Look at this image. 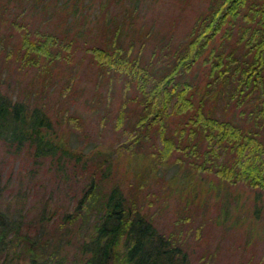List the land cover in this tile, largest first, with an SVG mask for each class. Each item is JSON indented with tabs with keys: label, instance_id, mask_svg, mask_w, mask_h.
Segmentation results:
<instances>
[{
	"label": "trees",
	"instance_id": "16d2710c",
	"mask_svg": "<svg viewBox=\"0 0 264 264\" xmlns=\"http://www.w3.org/2000/svg\"><path fill=\"white\" fill-rule=\"evenodd\" d=\"M49 5L43 2L37 8L43 14ZM1 6H7L0 2L4 19ZM89 6L83 0L60 2L54 9L59 19L55 26L28 18L26 7L17 11L11 24L20 36L15 52L19 67H36L40 74L50 75L56 62L69 60L77 37L92 29L84 26L90 21ZM80 17L79 29L69 34L68 26ZM95 17L99 37L86 50L108 79L119 82L123 94L114 110L103 116L114 115L115 127L129 130L128 137L110 150L87 154L64 138L43 106L0 88V139L9 149L19 152L30 146L36 158L51 156L62 169L70 159L83 167L91 165L75 208L52 230L28 228L30 224L8 212L0 199V264H64L67 257L58 240L67 234L66 242H72L71 230L78 236L72 264H208L205 255L195 263L189 253L182 228L187 215H178L179 225L164 230L146 207L152 197L143 203L140 195L124 187L132 183L131 170L144 185L149 172L159 176L158 165L164 164L173 168L164 193L167 199L178 192L182 199L196 197L202 207L214 192L220 207L217 216L223 215L225 223L231 217L228 224L240 221L241 207L256 216L261 212L264 0H207L185 39L175 44L168 38L158 41L149 54L133 40L124 42L122 31L111 36L110 25L105 22L102 27ZM238 184L255 190L246 195L252 204L243 192L245 201L240 193L223 195L226 187Z\"/></svg>",
	"mask_w": 264,
	"mask_h": 264
},
{
	"label": "rangeland",
	"instance_id": "374dc122",
	"mask_svg": "<svg viewBox=\"0 0 264 264\" xmlns=\"http://www.w3.org/2000/svg\"><path fill=\"white\" fill-rule=\"evenodd\" d=\"M62 1L0 0L7 6L6 9L1 6L4 19H0V88L14 98L20 97L32 105L38 103L43 106L59 123L64 138L85 153L102 148L110 150L113 145L127 139L129 130L115 127L111 113V116H103L108 109L114 110L123 94L118 90L119 82L108 79L86 50L87 45L99 37L95 16L100 19L102 27L105 22L110 25L111 36L122 31L120 35L124 42L133 40L136 48L142 46L141 49L149 54L158 41L168 38L173 39L175 44L185 39L207 0H83L90 5L91 11L90 21L84 26L92 29L77 37L78 46L70 59L56 62L50 75L40 74L36 67L20 68L15 58L20 36L18 29L11 24L12 16L26 7L28 18L36 19L42 25L55 26L59 19L54 9ZM20 2L22 6L16 4ZM43 2L50 5L42 14L37 7ZM34 4H37L36 9ZM19 17L18 13L16 19L20 20ZM48 18L49 21H46ZM81 24L82 17L68 26V33L73 35ZM132 105L138 106L134 102H131ZM65 165L63 169L57 168L51 156L36 158L30 146L15 152L0 139L2 206L10 213L22 216L30 224V229L43 227L52 230L56 222L75 208L91 170V165L83 167L81 162L73 163L71 159ZM165 167L164 164L158 165L159 176L153 177L149 172L151 177L143 181L144 185L138 184V175L131 170L129 180L132 183L124 188L128 193L140 195L143 203L152 197L153 203H146V207L154 213L155 222L164 230L179 225L176 221L178 215H187L183 218L182 228L186 246L195 263L201 255H205L208 264H264V191L258 199L261 212L257 216L244 206L237 211L240 221L228 224L231 217L225 223L223 215L217 216L220 207H217L219 204L214 192L202 207H199L196 197L184 196L182 199L176 196L178 192H174V195H168L167 206L168 199L164 193L169 189L168 180L173 168ZM215 181L219 182V178ZM238 185L226 187L223 195L229 197L230 192L240 193L243 201L245 197L252 204L246 195L255 190ZM155 195L159 197L155 198ZM70 234H73L72 242H66L67 234L58 240L62 243V253L67 257L64 264H72L77 256L75 241L78 236L72 230Z\"/></svg>",
	"mask_w": 264,
	"mask_h": 264
}]
</instances>
